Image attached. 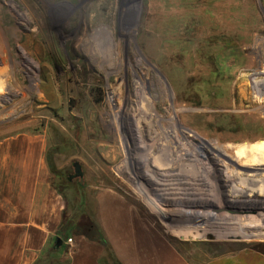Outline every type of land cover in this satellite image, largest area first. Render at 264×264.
<instances>
[{
    "label": "rangeland",
    "instance_id": "374dc122",
    "mask_svg": "<svg viewBox=\"0 0 264 264\" xmlns=\"http://www.w3.org/2000/svg\"><path fill=\"white\" fill-rule=\"evenodd\" d=\"M216 54L222 70L205 69ZM263 75L264 0H0V97H11L0 102V164L8 163L4 149L18 155L40 145L64 207L62 239L72 238L55 251L52 241L44 262L68 264L75 234L87 232L81 203L103 188L137 203L193 262L247 246L264 251V204L243 212L233 205L264 198L230 193L222 166L204 147L210 142L235 159L248 144L264 147ZM253 80L262 82V94ZM178 142L196 150L209 179H199L195 191L164 195L144 170L157 163L164 181L166 161L189 153L176 152ZM210 188L221 191L225 208ZM175 198L185 202L165 204Z\"/></svg>",
    "mask_w": 264,
    "mask_h": 264
},
{
    "label": "crops",
    "instance_id": "0c3cea01",
    "mask_svg": "<svg viewBox=\"0 0 264 264\" xmlns=\"http://www.w3.org/2000/svg\"><path fill=\"white\" fill-rule=\"evenodd\" d=\"M39 147L34 143L18 155L12 147L2 151L8 163L0 164V264H47L46 251L66 229L64 207L48 181ZM84 205L87 232L75 234L68 264H109L107 259L115 264H264V251L249 246L193 262L145 218L137 203L108 188Z\"/></svg>",
    "mask_w": 264,
    "mask_h": 264
},
{
    "label": "bare ground",
    "instance_id": "6f19581e",
    "mask_svg": "<svg viewBox=\"0 0 264 264\" xmlns=\"http://www.w3.org/2000/svg\"><path fill=\"white\" fill-rule=\"evenodd\" d=\"M215 28H217V25H215ZM209 44V43H208ZM207 45V44H206ZM212 45V44H211ZM210 45V47H211ZM185 46V45H184ZM190 46V45H189ZM215 46H219V43H216L215 45L213 44L212 47ZM100 47V45H99ZM108 47V46H107ZM201 47V46H200ZM211 47V48H212ZM221 47V46H219ZM108 49V48H106ZM205 49V48H204ZM208 49V48H207ZM210 49V48H209ZM215 49V48H213ZM217 49V48H216ZM95 50V49H94ZM162 50V49H161ZM200 50V49H198ZM198 50H196V52L198 53ZM212 50V49H211ZM103 51V50H102ZM101 51V52H102ZM215 51V50H214ZM200 52V51H199ZM206 52V51H205ZM109 54V52H107ZM202 53V52H201ZM204 53V52H203ZM105 54V53H103ZM208 54H210L208 52ZM214 54V53H213ZM203 55V54H202ZM221 55V54H220ZM219 54H216L214 56V58L212 56H209L210 57V60L208 61V63L206 64L207 66L204 67L205 69H216L217 70H222L223 68V64H224V61H223V58L220 56ZM200 56V54H199ZM208 56V55H207ZM201 57V56H200ZM102 58V57H101ZM105 58V57H104ZM202 58V57H201ZM206 58V56H205ZM208 58V57H207ZM206 58V61L208 60ZM107 59V58H106ZM24 61L27 62V60H25L24 58ZM106 61V60H105ZM103 62L101 67L103 69H106L107 67V64L106 62ZM193 61V60H192ZM204 61V60H203ZM196 62V61H195ZM201 62V61H200ZM205 62V61H204ZM28 63H29V66H30V69L32 71L33 69V66L35 64H33V61L31 59H28ZM189 63V62H188ZM199 63V61H198ZM195 64V63H194ZM185 65H190V64H187L185 63ZM198 65V64H196ZM203 65V63H202ZM199 66V65H198ZM204 66V65H203ZM35 67V66H34ZM191 67V66H190ZM199 67H202V66H199ZM108 70V69H107ZM262 71V70H261ZM209 72V71H208ZM216 72V71H215ZM258 72V71H257ZM263 72V71H262ZM261 72V73H262ZM207 73V72H206ZM260 73V74H261ZM108 74V73H107ZM234 74V73H233ZM259 74V73H258ZM227 75V74H226ZM205 76V75H204ZM264 76V75H263ZM227 77V76H225ZM197 78V77H196ZM208 78V76H207ZM228 78V77H227ZM226 78V79H227ZM205 79V78H204ZM232 79V78H231ZM218 82V81H217ZM210 83V82H209ZM262 82L261 81H258V80H253L251 82L252 86L254 87L255 89V92L258 93V94H262L261 92V84ZM111 85V84H110ZM133 86V85H132ZM138 85H136L137 87ZM219 86V85H218ZM111 87V86H110ZM212 87V86H211ZM232 88V86H231ZM10 92L11 90L8 89ZM135 90V89H134ZM192 91V89H191ZM194 91V90H193ZM5 92V91H4ZM232 92V91H231ZM113 93V92H112ZM250 93V92H249ZM3 94V93H2ZM1 94V95H2ZM9 92L7 93V91L0 97V102H6V101H9L11 99L10 95H8ZM14 95L13 92H11V96ZM206 95V94H205ZM15 96V95H14ZM113 96V95H112ZM110 95V97H112ZM118 96V95H117ZM18 97V96H17ZM235 97V96H234ZM110 99V98H109ZM19 102V100L17 101ZM8 103V102H7ZM24 104V103H23ZM14 105V104H13ZM28 106V105H27ZM20 107V106H18ZM143 107V106H142ZM148 107V106H147ZM211 107V106H210ZM141 108V107H140ZM260 109V108H259ZM213 110V109H212ZM17 111V110H16ZM224 111V110H223ZM230 111V110H229ZM133 112V111H132ZM140 112V110H139ZM205 112V111H204ZM226 112V111H225ZM259 112V111H258ZM261 112V111H260ZM229 113V112H228ZM256 113V112H255ZM209 114V113H208ZM243 115V114H242ZM12 116V114H11ZM205 116V115H204ZM240 116V114H239ZM241 117V116H240ZM3 118V117H2ZM10 118V117H9ZM175 118V117H174ZM203 118V117H202ZM206 118V117H205ZM263 123L260 124L262 125V127H264V120L262 121ZM145 123V121H144ZM256 126V125H255ZM261 128L258 130V132H261L259 133L258 135L259 136H263V132L261 131ZM153 132V131H152ZM147 133V132H146ZM171 134H173V132H168V134H166V138L169 139ZM176 134L177 136V132L175 133L174 132V135ZM250 136V135H249ZM146 137V136H145ZM257 137V135H256ZM147 138V137H146ZM250 138V137H249ZM252 138V137H251ZM148 139V138H147ZM237 139V138H235ZM175 140V138H174ZM245 140V139H244ZM255 140V139H254ZM144 141V140H143ZM142 139H140V144L143 143ZM173 141V140H172ZM156 142V141H155ZM260 141H257V142H253L252 144H248V146H246L245 149H237L236 150V159L235 158H232V157H229L227 156L228 154L225 153L221 148H218L216 145L214 144H211L210 142H204V147H206L207 149H209V152L211 153V155L214 157V159L218 162V164H220L222 166V171L224 170V176L226 177L227 176V179L228 180H224L225 181V184L230 187V193L232 194H239V195H253L256 197H260L262 196L264 198V180H259L257 181L256 179H260V178H264V169H258V168H255V167H261L264 166V147L261 146L259 144ZM160 144V143H159ZM143 145V144H142ZM176 148H178V150L176 152H178L179 154L182 152H179L180 150L183 151L186 149V151H189L188 154H184L183 156L180 155L179 158H174V159H168L166 161V168L164 169L165 173H163V176L166 177V179L163 181V180H160V178L157 177L155 171L159 170V169H156L157 168H160L158 166V164L154 163V164H151V165H147V167L145 168V174L147 176H151L152 177V180L155 181L156 185H157V188L156 190L159 192V189H160V193H164L165 194H169L167 192H170V191H173L174 193H177L178 190L180 191H183V190H193L195 191L196 188L200 187L199 184V179L200 181H202L203 179L205 180V178H208V174L205 172V169H207V164L201 160V157L198 155V153L196 152V150H190V148H188L187 146H183V143L181 142H178L176 143ZM241 148V147H240ZM176 156V155H175ZM155 157V156H154ZM171 158V157H170ZM167 159V158H166ZM153 162V161H152ZM197 162V163H196ZM240 162H242L243 164L245 165H249L251 171L249 172L247 166L245 168V166H242L244 168H238L236 169H233L232 168V164L230 163H236L238 165H241L239 164ZM202 164V165H201ZM242 164V165H243ZM129 167V166H128ZM199 169V171L197 172H194L195 175L194 176H188L186 174H189V172L194 169V171L196 169ZM202 168V170H201ZM209 171V170H208ZM243 171H248L247 173L243 172ZM163 172V171H162ZM186 172V173H185ZM128 173V172H127ZM205 175V177H203L202 174ZM162 174V173H161ZM130 176H133V174ZM188 178V179H185V180H181V178ZM180 178V179H179ZM163 179V178H162ZM209 179V178H208ZM256 180V181H255ZM177 183H176V182ZM171 183V184H167V183ZM174 182V183H173ZM153 184V183H152ZM208 185H211V184H208ZM171 187L173 188V190L171 189ZM155 188V187H154ZM194 188V189H192ZM213 188H210V192H207V194H210V195H213V196H217L218 199H220V203H218V206L220 207V209H223L225 208L222 201V197L223 195L221 196L220 192L221 191H213L211 190ZM199 190V189H198ZM162 191V192H161ZM177 191V192H175ZM212 196V197H213ZM232 196V195H231ZM230 196V197H231ZM147 197V196H146ZM151 197V196H150ZM176 197V196H175ZM210 197V196H209ZM244 197V196H243ZM153 198V197H152ZM152 198H146V199H149L151 201L154 202V199ZM160 198V197H159ZM163 198V197H162ZM226 198V197H225ZM176 199V198H175ZM181 199V198H180ZM217 199V200H218ZM234 199V198H233ZM232 199V200H233ZM257 199V198H256ZM161 200V199H160ZM172 200V199H171ZM216 200V199H215ZM238 201H234V204L232 202V204L234 206H236V209H234V211H239V212H243L244 209H246V207H248L250 210H254L256 209L258 206L262 207V205L264 204V200H253L252 199V202H247L248 199L246 200H242V199H237ZM251 200V199H250ZM187 201V200H186ZM182 202H185L184 200L182 201H179L176 199V201H172V202H164L165 204L169 205V206H179V204L181 205ZM223 202V203H222ZM229 202V200H228ZM158 203V202H156ZM231 203V202H229ZM159 204V203H158ZM230 204V205H232ZM232 207V206H231ZM259 208V207H258ZM259 212L255 213V215H258Z\"/></svg>",
    "mask_w": 264,
    "mask_h": 264
},
{
    "label": "water",
    "instance_id": "95a60500",
    "mask_svg": "<svg viewBox=\"0 0 264 264\" xmlns=\"http://www.w3.org/2000/svg\"><path fill=\"white\" fill-rule=\"evenodd\" d=\"M63 243V239L60 236H57L54 242V247L58 248Z\"/></svg>",
    "mask_w": 264,
    "mask_h": 264
},
{
    "label": "flooded vegetation",
    "instance_id": "af4514ba",
    "mask_svg": "<svg viewBox=\"0 0 264 264\" xmlns=\"http://www.w3.org/2000/svg\"><path fill=\"white\" fill-rule=\"evenodd\" d=\"M76 172L79 174L80 173V168H79V166H76ZM77 175V174H76ZM70 178L72 179L73 177L72 176H70Z\"/></svg>",
    "mask_w": 264,
    "mask_h": 264
},
{
    "label": "trees",
    "instance_id": "16d2710c",
    "mask_svg": "<svg viewBox=\"0 0 264 264\" xmlns=\"http://www.w3.org/2000/svg\"><path fill=\"white\" fill-rule=\"evenodd\" d=\"M69 235H71V232L69 233ZM70 238H71V237H70ZM68 239H69V238H68ZM52 248H53L54 251L56 250V248L54 247V245H53Z\"/></svg>",
    "mask_w": 264,
    "mask_h": 264
}]
</instances>
